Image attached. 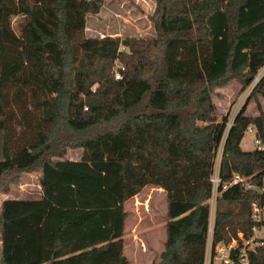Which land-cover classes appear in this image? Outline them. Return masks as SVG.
Returning <instances> with one entry per match:
<instances>
[{
    "label": "trees",
    "instance_id": "1",
    "mask_svg": "<svg viewBox=\"0 0 264 264\" xmlns=\"http://www.w3.org/2000/svg\"><path fill=\"white\" fill-rule=\"evenodd\" d=\"M124 1L0 0V197L25 174L41 187L2 202L0 264H130L125 205L149 186L167 194L154 264H205L220 148L213 243L264 226L251 216L264 148L241 146L252 128L264 147L260 105L245 115L264 97V0H157L154 38L86 35L89 16ZM234 82L253 87L228 129L214 98ZM249 257L264 264V244Z\"/></svg>",
    "mask_w": 264,
    "mask_h": 264
},
{
    "label": "rangeland",
    "instance_id": "2",
    "mask_svg": "<svg viewBox=\"0 0 264 264\" xmlns=\"http://www.w3.org/2000/svg\"><path fill=\"white\" fill-rule=\"evenodd\" d=\"M157 0H126L119 2H106L98 15L89 16L87 19L86 35L88 37L101 38L106 36H120L121 38H154L156 36L155 27L151 22V17L156 9ZM20 18H13V27L18 33ZM264 69L260 72L262 76ZM253 85L246 91H242L239 83L234 82L220 89H217L214 103L218 109L219 119L229 115V123L241 108L245 105ZM259 102V104H257ZM260 105L264 112V97L259 96L252 100L247 109L246 116H258ZM255 132L250 128L242 141V149L250 151L256 149ZM222 148L219 150L216 160L213 181L218 177L219 164ZM83 154L82 149H68L65 155L67 160H80ZM40 174L30 173L22 177L20 186L13 187L9 196L20 200H35L40 198ZM157 188L148 187L137 198L130 200L126 205L128 217L125 223V254L132 264H154L160 261V255L164 252L166 242L165 233V196ZM148 194L151 199L148 200ZM161 197V198H159ZM5 197H0L1 202ZM13 199V198H8ZM148 200V201H147ZM216 207V200L209 201ZM215 210V208H214ZM215 211L211 216L214 217ZM261 236L264 238V226L260 229ZM146 246L145 252L139 246ZM151 246V247H150ZM143 248V247H142ZM141 249V250H138ZM1 252V248H0ZM143 252V253H142Z\"/></svg>",
    "mask_w": 264,
    "mask_h": 264
},
{
    "label": "built area",
    "instance_id": "3",
    "mask_svg": "<svg viewBox=\"0 0 264 264\" xmlns=\"http://www.w3.org/2000/svg\"><path fill=\"white\" fill-rule=\"evenodd\" d=\"M125 68L117 64L115 78L120 79L122 77V72H124ZM234 120V119H233ZM232 123H228V129L231 127ZM256 146L259 148H264L260 141H255ZM219 171V170H218ZM242 180L236 178L233 184H237ZM214 189H213V200L217 199L218 196V184L219 178L213 181ZM249 188H253L249 186ZM260 194L264 193V187L259 191ZM214 205L211 204V214L214 210ZM215 216V215H214ZM251 216L253 221L257 223L264 222V205L261 204L260 201H255L251 205ZM213 225H214V217H210V225L208 231V241H207V252H206V261L205 264H251V260L249 257V252L252 251L255 247L264 244V238H262L260 228L254 227L252 228V234L246 236L243 233H239L237 238L232 239L229 243H213Z\"/></svg>",
    "mask_w": 264,
    "mask_h": 264
},
{
    "label": "crops",
    "instance_id": "4",
    "mask_svg": "<svg viewBox=\"0 0 264 264\" xmlns=\"http://www.w3.org/2000/svg\"><path fill=\"white\" fill-rule=\"evenodd\" d=\"M104 4H105V3H104ZM104 4H103V5H104ZM87 30H88V28H87ZM118 36H119V35H118ZM119 37H120V36H119ZM93 38H94V37H93ZM263 74H264V73H263ZM149 187H152V186H149ZM147 188H148V187H146V190H147ZM152 188H156V187H152ZM157 189H158L159 191H161V192L163 193V195L165 196V198H163V199H164V202H165V211H166V221H165V233H166V222H167V194H166V192H165L164 190L159 189V188H157ZM11 192H12V191H11ZM11 192H10V193H11ZM143 192H144V191H143ZM143 192H142V193H143ZM10 193H9V194H10ZM142 193H141V194H142ZM162 193H160V195H162ZM9 194H7V195H2V196L5 197V198H7V199H8V198L17 199V198H14L12 195L9 196ZM141 194H140V195H141ZM163 195H162V196H163ZM40 196H41V193H40ZM138 196H139V195H138ZM138 196H136L135 198H137ZM159 198H161V197H159ZM7 199H5V200H7ZM133 199H134V198H133ZM147 199H148V200L151 199V197H150L149 194H148V198H147ZM148 200H147V201H148ZM2 202H3V201H2ZM2 202H1V204H2ZM128 202H129V201H128ZM128 202H127V203H128ZM127 203H126V205H127ZM126 205H125V207H126ZM0 213H1V209H0ZM166 239H167V236H166ZM124 243H125V237H124ZM139 247L142 249L143 252H145V249H147L145 245H144V246H139ZM142 247H143V248H142ZM150 247H151V246H150ZM0 248H1V238H0ZM141 249H138V250H141ZM1 251H2V250H1ZM143 252H142V253H143ZM124 253H125V246H124ZM125 255H126V254H125ZM0 259H1V252H0ZM131 261H132V264H133V263H134L133 258H132Z\"/></svg>",
    "mask_w": 264,
    "mask_h": 264
},
{
    "label": "water",
    "instance_id": "5",
    "mask_svg": "<svg viewBox=\"0 0 264 264\" xmlns=\"http://www.w3.org/2000/svg\"><path fill=\"white\" fill-rule=\"evenodd\" d=\"M259 79H256V82L258 81Z\"/></svg>",
    "mask_w": 264,
    "mask_h": 264
}]
</instances>
